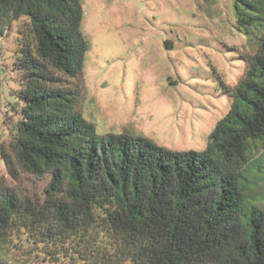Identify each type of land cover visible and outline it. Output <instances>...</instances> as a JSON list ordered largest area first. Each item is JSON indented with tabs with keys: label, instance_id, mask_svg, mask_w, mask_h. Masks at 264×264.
<instances>
[{
	"label": "trees",
	"instance_id": "1",
	"mask_svg": "<svg viewBox=\"0 0 264 264\" xmlns=\"http://www.w3.org/2000/svg\"><path fill=\"white\" fill-rule=\"evenodd\" d=\"M229 1L243 70L218 77L229 109L198 152L84 117L79 0H0V36L17 24L13 153L51 174L42 202L0 189V264H264V0Z\"/></svg>",
	"mask_w": 264,
	"mask_h": 264
},
{
	"label": "rangeland",
	"instance_id": "2",
	"mask_svg": "<svg viewBox=\"0 0 264 264\" xmlns=\"http://www.w3.org/2000/svg\"><path fill=\"white\" fill-rule=\"evenodd\" d=\"M79 1L89 43L79 97L84 117L99 134L128 133L169 150L201 152L229 109L218 77L233 86L243 70L246 39L235 28L231 1ZM16 29L0 36V189L42 202L51 174L21 169L12 149L23 106L11 71ZM255 193L264 202V184Z\"/></svg>",
	"mask_w": 264,
	"mask_h": 264
}]
</instances>
